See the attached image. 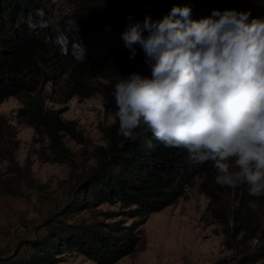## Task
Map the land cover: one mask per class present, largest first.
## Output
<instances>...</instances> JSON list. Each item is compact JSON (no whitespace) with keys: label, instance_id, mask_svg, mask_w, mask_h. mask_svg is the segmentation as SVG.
Wrapping results in <instances>:
<instances>
[{"label":"trees","instance_id":"trees-1","mask_svg":"<svg viewBox=\"0 0 264 264\" xmlns=\"http://www.w3.org/2000/svg\"><path fill=\"white\" fill-rule=\"evenodd\" d=\"M66 1L74 8L58 16L48 0H0V102L8 97L18 100V122L32 129L36 141L45 140L57 160L68 155L64 135L77 142L81 137L74 122L61 117L60 109L46 106L47 83L56 95L54 102L98 92L103 107L116 112L115 85L128 75L121 65V59H130L121 38L128 25L143 24L146 16L161 19L174 5L189 6L196 20L216 8L210 0ZM235 9L250 10V19H264V0H247L246 6ZM94 28L113 31L97 53L84 49L90 45ZM80 47L83 49L77 52ZM136 48L137 55L131 60L145 67L150 76L145 53L139 45ZM105 77H110L107 84L94 81ZM118 128L116 116L102 128L105 146L97 147L94 166L72 187L60 214H76L112 202L118 203L117 211L105 212L110 219L106 222H59L42 237L27 242L31 252L26 264H53L73 252L95 264L115 263L133 251L147 215L175 202L201 166L189 163L185 150L165 147L144 125L136 130L135 140L126 139ZM261 203L259 196L244 192L229 218L215 214L221 217L223 243L230 253L212 264H255L264 258V221L257 208Z\"/></svg>","mask_w":264,"mask_h":264},{"label":"clouds","instance_id":"clouds-1","mask_svg":"<svg viewBox=\"0 0 264 264\" xmlns=\"http://www.w3.org/2000/svg\"><path fill=\"white\" fill-rule=\"evenodd\" d=\"M191 13L174 5L121 34L130 59L143 50L151 75L133 71L116 83L118 131L135 140L144 125L189 163L211 161L221 187L247 184L264 196V19L250 10Z\"/></svg>","mask_w":264,"mask_h":264},{"label":"rangeland","instance_id":"rangeland-1","mask_svg":"<svg viewBox=\"0 0 264 264\" xmlns=\"http://www.w3.org/2000/svg\"><path fill=\"white\" fill-rule=\"evenodd\" d=\"M48 1L58 16L74 8L66 0ZM210 3L211 7L223 10L246 6L247 0H210ZM112 34L111 28H94L90 45L84 49L101 51L100 45L108 42ZM121 65L128 74L135 71L146 75L147 69L131 59H121ZM94 81L107 84L110 77ZM44 88L46 106L60 109L64 120H72L81 141L64 135L62 142L68 155L57 160L45 140L36 141L32 129L18 122L15 116L18 100L8 97L0 102V264H26L31 252L27 242L42 237L59 222H106L110 219L105 218V212L117 211L118 203L112 202L76 214H60L72 187L94 166L97 147L105 146L102 128L114 122L116 112L103 107L98 92L85 98L73 96L64 102H54L56 95L49 83ZM200 165L175 202L147 215L139 226V239L133 251L113 264H212L230 253L223 243L221 217L215 214L229 218L238 197L249 193V185L221 187L216 183L213 163ZM259 198L262 203L257 208L264 221V196ZM247 202L256 205L253 200ZM53 264L95 263L73 252ZM255 264H264V258Z\"/></svg>","mask_w":264,"mask_h":264}]
</instances>
